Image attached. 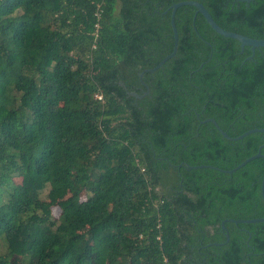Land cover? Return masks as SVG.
I'll use <instances>...</instances> for the list:
<instances>
[{
	"label": "trees",
	"instance_id": "16d2710c",
	"mask_svg": "<svg viewBox=\"0 0 264 264\" xmlns=\"http://www.w3.org/2000/svg\"><path fill=\"white\" fill-rule=\"evenodd\" d=\"M177 1L0 0V264H264V221L220 228L264 216V159L220 171L264 133L201 122L264 127V47L182 5L142 72ZM195 1L264 35V0Z\"/></svg>",
	"mask_w": 264,
	"mask_h": 264
},
{
	"label": "water",
	"instance_id": "95a60500",
	"mask_svg": "<svg viewBox=\"0 0 264 264\" xmlns=\"http://www.w3.org/2000/svg\"><path fill=\"white\" fill-rule=\"evenodd\" d=\"M237 1H243L246 4L252 0H237ZM182 5H189V6H193L195 8L194 10V14L195 13H199L201 14V16L203 17V19L205 20V22L209 25V27L217 34L223 36V37H227V38H232L234 40H236L239 43V50L241 51L243 49L244 46H248L250 49L251 54L249 56H247L246 58H250L253 54V51L255 48L258 47H264V35L261 36H245L233 31H229V30H225L223 28H221L210 16L209 12L205 9V7L198 1L195 0H180L177 2L172 3L168 8L170 10V18H169V24H170V28L172 31V47L171 50L169 51V53H167L162 59H160V61L152 68H148V69H144L142 72L146 71V72H153L154 70H156L158 67H160L167 59H169L170 57H172L175 54L176 51V44H177V31L176 28L174 26V22H173V16H174V12L176 10L177 7L182 6ZM142 72L139 74V78L142 75ZM146 92V91H145ZM140 95H136V97H139ZM204 121H211L214 125V127L216 128V130L222 135V137H224L225 139L228 140H239L242 137H244L245 135L252 133V132H263L264 133V127L261 128H250L247 129L246 131L242 132L241 134L235 136V137H229L217 124L216 122L212 119V118H206L201 122ZM264 146V143L259 145L256 152L248 157H246L245 159H243L240 163H238L237 165H235L234 167L228 169V170H220L223 171L227 174H231L233 171H235L236 169L240 168L241 166H243L245 163H247L248 161L258 158V157H262L264 159V155L261 154L260 149ZM197 167H211L209 165H196V166H188V168H197ZM215 168V167H213ZM217 169V168H216ZM260 196H261V200L264 204V169L263 172L261 174V179H260ZM234 222V223H252V222H261L264 221V216L263 217H257V218H249V219H232V218H227V219H223L220 222V228L222 231H224V236H225V241H227L228 239V235L225 231V226H224V222ZM213 245H220L222 243H210Z\"/></svg>",
	"mask_w": 264,
	"mask_h": 264
},
{
	"label": "rangeland",
	"instance_id": "374dc122",
	"mask_svg": "<svg viewBox=\"0 0 264 264\" xmlns=\"http://www.w3.org/2000/svg\"><path fill=\"white\" fill-rule=\"evenodd\" d=\"M14 182H18V178H14L13 179ZM46 192H47V187L43 188L40 193H39V197L41 200H47L46 199ZM58 208L57 207H51V213L53 216H56L58 214Z\"/></svg>",
	"mask_w": 264,
	"mask_h": 264
},
{
	"label": "built area",
	"instance_id": "2783aa9c",
	"mask_svg": "<svg viewBox=\"0 0 264 264\" xmlns=\"http://www.w3.org/2000/svg\"><path fill=\"white\" fill-rule=\"evenodd\" d=\"M99 9L94 13V15H95V17H96V19H98L99 18ZM98 28V23L96 22L95 24H94V32H93V36H94V38L96 37V29ZM96 96V95H95ZM97 98H100V96H97Z\"/></svg>",
	"mask_w": 264,
	"mask_h": 264
}]
</instances>
